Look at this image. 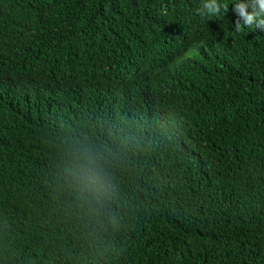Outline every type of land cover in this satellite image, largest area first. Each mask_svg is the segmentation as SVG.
I'll use <instances>...</instances> for the list:
<instances>
[{"label":"trees","instance_id":"1","mask_svg":"<svg viewBox=\"0 0 264 264\" xmlns=\"http://www.w3.org/2000/svg\"><path fill=\"white\" fill-rule=\"evenodd\" d=\"M204 2L0 0V264H264V31Z\"/></svg>","mask_w":264,"mask_h":264},{"label":"clouds","instance_id":"2","mask_svg":"<svg viewBox=\"0 0 264 264\" xmlns=\"http://www.w3.org/2000/svg\"><path fill=\"white\" fill-rule=\"evenodd\" d=\"M249 1V3H236L234 4L233 11L238 13L239 16L243 17V26L260 28L264 31V0H242ZM251 7L253 11L249 13L247 9ZM258 9V10H257ZM221 11L220 4L217 3V0H205L202 3L198 12L201 15L205 14H218ZM241 23L239 20L236 21V28L240 29Z\"/></svg>","mask_w":264,"mask_h":264}]
</instances>
